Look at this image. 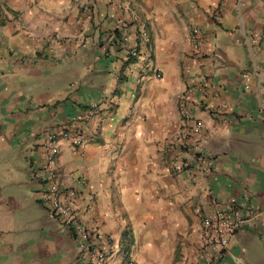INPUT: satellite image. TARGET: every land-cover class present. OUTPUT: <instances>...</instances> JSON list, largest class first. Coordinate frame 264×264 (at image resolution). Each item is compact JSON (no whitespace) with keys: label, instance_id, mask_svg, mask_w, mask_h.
Listing matches in <instances>:
<instances>
[{"label":"crops","instance_id":"0c3cea01","mask_svg":"<svg viewBox=\"0 0 264 264\" xmlns=\"http://www.w3.org/2000/svg\"><path fill=\"white\" fill-rule=\"evenodd\" d=\"M186 87L213 160L201 174L174 171L167 147ZM59 130L85 142L59 141L56 166L104 264H201L193 207L210 196L257 214L219 264H264V0H0V264H84L40 201V146Z\"/></svg>","mask_w":264,"mask_h":264},{"label":"built area","instance_id":"2783aa9c","mask_svg":"<svg viewBox=\"0 0 264 264\" xmlns=\"http://www.w3.org/2000/svg\"><path fill=\"white\" fill-rule=\"evenodd\" d=\"M135 35L142 43H148L149 37L143 22L137 24ZM190 41L193 46H197L201 42L196 29L191 31ZM126 58L132 61L136 60L138 58L137 50L135 48L127 49ZM126 70L130 72L131 68L126 67ZM155 76L158 77L159 74H155ZM191 92L192 88L186 87L177 97V128L171 132L167 147L172 154V169L174 171L189 170V161H191L194 162L191 173L201 174L210 170L213 160L204 155L195 137L201 123L197 120L192 121L190 117L188 103ZM59 141H65L76 149H82L85 144L80 134L69 130H59L45 135L40 146V154L43 159L39 176L42 183L40 201L52 216L70 229L84 264H104L106 256L103 250L97 246V242L104 239V234L97 229L87 228L82 223L75 208L76 192L64 183L62 173L56 166L60 150ZM208 201L211 206L208 212H203L198 206L193 207V212L198 217L199 257L201 264H219L230 237L243 224L250 219H255L257 214L252 210L250 215L246 216L244 202L235 198L220 202L210 196Z\"/></svg>","mask_w":264,"mask_h":264},{"label":"trees","instance_id":"16d2710c","mask_svg":"<svg viewBox=\"0 0 264 264\" xmlns=\"http://www.w3.org/2000/svg\"><path fill=\"white\" fill-rule=\"evenodd\" d=\"M117 34H118V33H117V31H116V32H115V35L118 37ZM128 62H131V59H129ZM125 63H126V62H125Z\"/></svg>","mask_w":264,"mask_h":264},{"label":"rangeland","instance_id":"374dc122","mask_svg":"<svg viewBox=\"0 0 264 264\" xmlns=\"http://www.w3.org/2000/svg\"><path fill=\"white\" fill-rule=\"evenodd\" d=\"M1 169V168H0Z\"/></svg>","mask_w":264,"mask_h":264}]
</instances>
